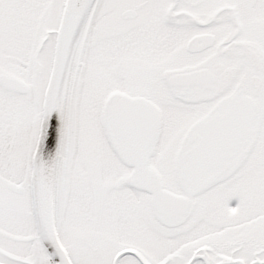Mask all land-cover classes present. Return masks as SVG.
<instances>
[{
	"label": "snow or ice",
	"instance_id": "1",
	"mask_svg": "<svg viewBox=\"0 0 264 264\" xmlns=\"http://www.w3.org/2000/svg\"><path fill=\"white\" fill-rule=\"evenodd\" d=\"M0 264H264V0H0Z\"/></svg>",
	"mask_w": 264,
	"mask_h": 264
}]
</instances>
